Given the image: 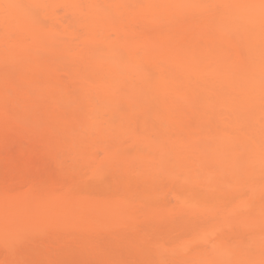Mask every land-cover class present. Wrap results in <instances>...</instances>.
I'll list each match as a JSON object with an SVG mask.
<instances>
[{
    "label": "bare ground",
    "instance_id": "6f19581e",
    "mask_svg": "<svg viewBox=\"0 0 264 264\" xmlns=\"http://www.w3.org/2000/svg\"><path fill=\"white\" fill-rule=\"evenodd\" d=\"M207 3L225 7H200ZM258 3L0 0V144L45 158L71 147L85 157L75 158L72 173L48 192L0 190L5 254L36 230L100 232L130 228L139 216L188 215L193 223L175 237L153 238L154 264H170L166 253L175 256L172 264H259L264 32ZM122 137L133 155L120 148ZM108 168L145 186L163 176L176 208L151 204L148 196L135 203L125 189L84 191L86 177L103 182Z\"/></svg>",
    "mask_w": 264,
    "mask_h": 264
},
{
    "label": "rangeland",
    "instance_id": "374dc122",
    "mask_svg": "<svg viewBox=\"0 0 264 264\" xmlns=\"http://www.w3.org/2000/svg\"><path fill=\"white\" fill-rule=\"evenodd\" d=\"M105 111L103 118L107 120ZM118 119L114 118V122ZM120 140V148L128 155H133L134 150L127 137ZM104 142L111 141L104 138ZM96 147L92 146L90 151ZM82 154L77 157L73 148L64 147L63 151L57 153V157L45 158L32 156L27 151L21 153L9 144H0V190L16 193L33 187L41 192H48L54 184L72 173L70 169L73 161L75 158L79 162L83 160L85 157ZM101 157L102 154H99L96 159ZM103 178V182L97 183L86 177V181H82L84 191L93 193L106 190L119 193L125 189L135 203L148 196L151 204L163 203L166 210L176 208L173 199L165 196V191L171 186L170 182L161 175L156 176L154 185L147 186L135 179L124 180L120 172L109 168ZM174 188L177 189L178 186ZM198 195L203 201L210 200L201 191H198ZM191 223L193 218L188 215L153 219L139 216L130 228L110 226L100 232L68 227L36 230L27 235L24 241L16 242L8 255L0 245V264H154L157 251L151 246L153 238L158 235L175 237L179 229ZM7 256L9 257L6 258ZM163 256L166 262L173 263L175 256L172 253Z\"/></svg>",
    "mask_w": 264,
    "mask_h": 264
},
{
    "label": "snow or ice",
    "instance_id": "6c2138e0",
    "mask_svg": "<svg viewBox=\"0 0 264 264\" xmlns=\"http://www.w3.org/2000/svg\"><path fill=\"white\" fill-rule=\"evenodd\" d=\"M205 9L209 10H218L221 7H225L224 5H219L215 3H207L200 5ZM254 7L258 8L260 14V22H261V30L264 32V0H259L258 4H254ZM262 88H264V81H262ZM262 104H264V96H262ZM223 264H232V262H223ZM240 264H255L254 261H244L240 262ZM259 264H264V252H262V259L260 260Z\"/></svg>",
    "mask_w": 264,
    "mask_h": 264
}]
</instances>
